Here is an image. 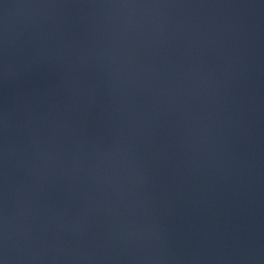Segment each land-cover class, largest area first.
<instances>
[{
	"label": "water",
	"instance_id": "water-1",
	"mask_svg": "<svg viewBox=\"0 0 264 264\" xmlns=\"http://www.w3.org/2000/svg\"><path fill=\"white\" fill-rule=\"evenodd\" d=\"M0 264H264V0H0Z\"/></svg>",
	"mask_w": 264,
	"mask_h": 264
}]
</instances>
